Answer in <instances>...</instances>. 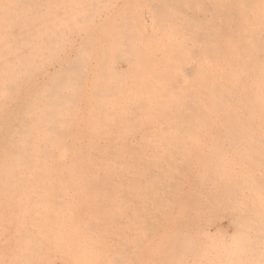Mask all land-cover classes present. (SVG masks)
<instances>
[{"label":"bare ground","instance_id":"obj_1","mask_svg":"<svg viewBox=\"0 0 264 264\" xmlns=\"http://www.w3.org/2000/svg\"><path fill=\"white\" fill-rule=\"evenodd\" d=\"M161 1H129L149 25L99 40L55 39V17L17 13L34 1L0 0V98L22 92L28 116L25 191L0 176L6 264L56 259L65 237L98 261L101 212L113 220L104 247L122 264L264 258V0H186L180 32L155 14ZM108 10L89 27L113 28L98 22ZM219 211L232 234L215 225Z\"/></svg>","mask_w":264,"mask_h":264},{"label":"rangeland","instance_id":"obj_2","mask_svg":"<svg viewBox=\"0 0 264 264\" xmlns=\"http://www.w3.org/2000/svg\"><path fill=\"white\" fill-rule=\"evenodd\" d=\"M32 1H34V3H32L33 5L29 8L33 9L34 10L33 12L27 13L25 11H17V13L19 15L31 14V15H38V16L47 15L49 17H55V39L64 38L66 35L70 39H72L73 38L72 33L75 31H78V32L96 31L97 33H100V34H95L93 36L95 37V39H99V40L103 39V38H106V39L107 38H109V39L110 38H121L122 37L121 34L115 33L118 31L119 32L125 31L123 28L119 27L120 24L127 23L130 25V24L136 23L137 25H142V24H144V26L149 25V19H147V18H141L140 16H138L137 18H131L132 13L131 12L128 13L126 11V8L129 11L133 8V5H131V3H129V1H131V0H32ZM156 6H157V10H156L155 14L157 13L158 15H160V17H162V16L165 17V20L170 21V25H173V28L172 27L170 28L172 30L169 29L170 31H173V32L179 31L180 32V31H184L186 29V21H187V2H186V0H163V2L162 1L157 2ZM14 7L19 8V9L20 8L26 9V7L23 4H21V5L20 4H14ZM107 7H109V10H108L109 12L107 13L105 18L98 20V22L99 23H105L106 25L109 24V25L113 26V28L104 27V28L92 29L91 27H89V25H91V23L93 21V18L100 16V15H103V13H104L103 11H105V8H107ZM188 7H189V5H188ZM36 9H39L40 11L36 12L35 11ZM77 9H80V10L76 11ZM164 26L168 27L167 24H164ZM30 30H35V29H30ZM164 30L165 29H163V31ZM109 32H113V33H109ZM8 44H9L8 41H1L0 42V63L3 62L2 61V55H4L3 54L4 50L8 46ZM3 71H4V68H3ZM19 95H22V92H19L15 95L12 94V96L10 95L12 97V98L10 97L11 98L10 100H12L15 96L18 97V100H15V98L17 99V97H15L13 99V101H9L5 97L4 98L6 99V101L2 97L0 98V105L2 106V107L0 106V158L6 160L5 162L0 163V176L5 177L7 179L6 181L10 184L6 188V190L11 191V192L22 193L25 191V188L23 186L24 167L20 168L18 166V164H16V161L18 162V159H22V157H20L18 154L19 131H21V129H24L26 131V129H27V123H26L27 121L24 122L25 119L21 120L23 117L22 114H24L25 118H28V116H26L27 114H26V110H24V107L23 106L20 107L22 105V103H21L22 100L21 101L19 100V98H20ZM7 96H9L8 93H7ZM14 100L16 102L18 101L20 105H18V106L15 105L16 103ZM21 108H23V109H21ZM13 111L15 112V114L16 113L17 114L16 115L8 114V112L13 113ZM20 113H22V114H20ZM19 114L22 116L21 118H20ZM16 119H19L20 122H18ZM21 121H23V122H21ZM8 160H9V162H8ZM17 175H19L20 179H18L16 181ZM21 177H22V179H21ZM0 206H2V205H0ZM189 208H191V209H189ZM223 208H225V207H222V209ZM187 209L191 210V211H195L196 207H188ZM2 212L4 213V211H0V214H1L0 217L2 216ZM78 212L79 213H77V211L73 212L74 213L73 218L79 217V215L81 213H80V211H78ZM102 213L103 212L100 213L101 224L102 223L106 224V228H104V231H102V229L100 231V235H103V236H100L99 239H101V240L97 244L98 261L91 259V260H88V262L91 264H93L95 262H98L95 264H100V262H101V264H122L123 258H119L118 253H117L118 254L117 256L115 255L116 254L115 252L117 251L116 249H114L115 247H112V246H109L111 248H109L108 246L104 247V245L107 241L106 239H108L110 236L109 234L106 235L107 230H105V229H108L107 226L112 224L113 220L109 219L112 222L108 221L107 215H105L104 213L102 214ZM214 213H215V215H213V216L211 215V217L212 218L214 217L215 225L220 227L221 229H223V231H226L229 235L232 234L233 229L231 227H228V222H227L226 218L224 217L223 211H219L217 213L214 212ZM221 216H223V217H221ZM106 217H107V219H106ZM222 218H224V219H222ZM0 220L2 221L3 217H1ZM212 221H213V219H212ZM262 221H259L257 224L264 223ZM104 226L105 225H103V227ZM103 227H101V228H103ZM2 232L4 233V231H2ZM2 232L0 233V241L5 242L6 235H5V233L3 234ZM3 235H5V236H3ZM106 236H108V237H106ZM65 239H63L62 241H59L60 243L58 242V245H60V246L62 245V246H61V248H60V246H57V253H55L56 259H51V260H53V263L54 264H73V263L77 264V262L80 261L82 264L83 261L86 262V260L82 261V259L80 258V255L78 254L77 250L75 249L76 247L74 246V244L71 241H69V238L67 240V237H65ZM102 240H104L105 242ZM225 240H227V239H225ZM1 242H0V250H2L3 253L1 251L0 252L3 255L1 256V254H0V257H1L0 258V264H2V260L4 261V259H5V261L3 264H6L7 253L5 251L4 243L1 244ZM1 245H2V248H1ZM59 250L61 252L58 253ZM108 250H109V252H108ZM114 256H116V257H114ZM128 256H130V255H128ZM226 256H227V258H226ZM106 257H109V259ZM228 257H229V259H228ZM95 259H97V258H95ZM51 260L50 261L45 260L44 262H41V264H52ZM180 260H181V264L182 263L183 264H189V263L191 264V262L185 263V262H187L186 260H188V261L191 260L190 258L180 259ZM231 260H232L231 254H227V255L223 254L222 257H220L219 259L213 258V259L205 261V263H204V261H202V264L203 263L204 264H208V263L209 264H216V262H218L217 264H228V262ZM174 261H176V260H174ZM196 262L198 264L197 260H196ZM89 263H87V264H89Z\"/></svg>","mask_w":264,"mask_h":264},{"label":"snow or ice","instance_id":"obj_3","mask_svg":"<svg viewBox=\"0 0 264 264\" xmlns=\"http://www.w3.org/2000/svg\"><path fill=\"white\" fill-rule=\"evenodd\" d=\"M231 247L239 251L243 247V242L234 238ZM262 253H264V246H262ZM77 264H81V262H77ZM84 264H87V262H84ZM228 264H254V262L231 260L228 262ZM260 264H264V258L261 259Z\"/></svg>","mask_w":264,"mask_h":264}]
</instances>
